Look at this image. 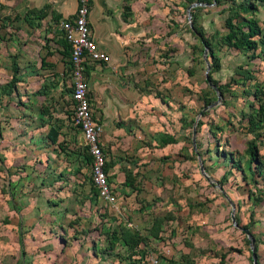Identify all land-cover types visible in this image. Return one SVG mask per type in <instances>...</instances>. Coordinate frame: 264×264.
<instances>
[{
  "label": "crops",
  "instance_id": "obj_1",
  "mask_svg": "<svg viewBox=\"0 0 264 264\" xmlns=\"http://www.w3.org/2000/svg\"><path fill=\"white\" fill-rule=\"evenodd\" d=\"M21 1L24 16L28 10L33 13L48 6L45 18L50 21L71 18L76 10V0ZM168 1L176 3L175 9L182 3L192 7V11L209 7L202 0ZM150 5L151 0H90L88 19L92 39L106 53L108 62L86 61L84 75L90 106L94 108L93 118L100 127L104 172L115 204L100 201L89 180L74 171L79 168L74 153L69 161L58 154L60 143L73 152L78 147L70 137L66 121H61L64 119L60 116L56 138L49 132L53 120L44 119L39 111H34V106L18 105L29 98L18 96V89L8 87L12 71L9 80L0 81V264H106L113 259L117 261L114 264H142L150 249L157 252L153 251L158 264H244V257L240 263L231 255L236 252L246 254L252 264L249 240L241 229H247L251 236L255 263H262L258 253L260 248L264 250L261 195L253 199V193H246L245 208L238 209L233 225L230 215L234 210L230 204L241 196L240 192L230 195L219 192L218 199L197 206L201 201L190 191L183 193L176 186L166 196L163 190L164 181L171 178L166 173L171 169L162 162L168 160L165 156L170 147L182 145L168 122L174 120L178 130L199 122L195 116L174 111L173 95L163 97L152 91L150 63L152 51L158 47L152 44V39L159 38L158 32L162 31L160 36L173 32L162 39L163 44L169 40L181 50L186 46L191 55L188 66L192 64L191 52L197 40L189 30L184 33L176 29L175 24V28L169 29L166 20L173 18L175 23L180 20L165 12L152 15ZM263 6L264 3L253 2L251 14H243V19H253L260 26ZM185 36L190 47L183 42ZM30 40L14 51L20 56L16 63L21 73L28 64L24 54L32 56L34 49H39L34 39ZM172 51L176 53V49ZM33 62L31 66H36L37 62ZM5 71L6 68H0V76ZM37 78L38 75L32 74L29 79L34 82ZM168 138L173 142L166 143ZM193 154L191 158L186 156V161H196L198 175L192 174L188 183H198L201 178L220 191L235 171L240 177L247 178L248 173L252 181L257 178L264 183L262 158L258 174V168L246 160L241 165L224 154L221 158L214 155L221 161H205L198 152ZM66 165L70 173L61 178L59 167ZM226 165L229 168L224 170ZM218 171L221 173L214 175ZM250 203L257 204L251 214L246 212ZM77 231L83 233L81 239H72ZM133 242L137 243L134 247ZM232 246L245 247L246 251H236Z\"/></svg>",
  "mask_w": 264,
  "mask_h": 264
},
{
  "label": "rangeland",
  "instance_id": "obj_2",
  "mask_svg": "<svg viewBox=\"0 0 264 264\" xmlns=\"http://www.w3.org/2000/svg\"><path fill=\"white\" fill-rule=\"evenodd\" d=\"M206 1L209 3L208 8H196L192 11V7L183 3L180 4L178 9H175V2L166 0L167 3H163L162 0H151L152 15L165 12L170 17H176L177 21L180 20L177 23L173 22V18L172 20H166L165 25L170 27L169 29L175 28V24L178 27L176 29H179V31L182 29L184 33H187L191 15H193L192 21L195 28L199 31L206 30L207 33L204 32L206 34L204 35L210 48L209 50L205 48L206 54L204 58V48L199 42H196L191 52L192 64L188 66L191 55L189 51L187 52L186 46L181 50L180 46L178 47L177 44L169 40L163 44L162 39L167 38L173 32H165L164 36H160L161 31L157 33L159 38L152 39V44L158 46L157 51H152L150 63L152 71L150 85L152 91L160 93L163 97L173 95L174 111L188 114L190 117L195 116V120L199 122L198 124H190L185 129L179 128V130L178 124L175 125L174 120L173 122H168L169 128L182 145H180V148L178 145L170 147L165 156L168 160L162 162V164L168 163L167 168L171 169L166 173V176H171V178L168 179L169 181H164L163 185L166 187L163 190L166 196H169L170 191L176 186L183 193L190 191L193 197H199V201H201L197 206L204 205L207 200L214 201L218 199L220 197L219 192H226L229 195L234 192H240L241 196L235 198V204L232 202L234 208L236 207L232 214L235 220L238 217V209L245 208L244 199L246 193H253V199L259 198L260 195L261 200L264 199V183L262 180L255 178L256 180L252 181L253 177H250L248 173L247 178L245 176L240 177L232 169V171H235L232 174L235 175L228 177L229 182L220 187V191L214 184L208 185L201 178H199L198 183H188L191 175H198V172L196 161L194 160L190 163V160L186 161V156H195L193 154L195 151L205 161H208L207 159L209 161H221L215 159L214 155H219L221 158L225 154L230 161H238L241 164V161L249 160L250 149L259 161L260 158L264 160V120L261 122L254 121L257 120L254 112H258V110L262 111L261 113L264 117V53L262 52L264 45L260 43L261 36L264 37V15L262 14V17L260 16L259 18L261 25L256 26L260 30V34L253 38L256 41V49L253 51L237 50L224 44L222 37L227 33V29L224 27V19L228 15L233 17L234 28L243 26L242 20L245 16L237 8L240 0H217V3H212L210 0ZM154 5L160 6L153 7ZM21 7V0H0V68H6V71L0 76V81L9 80L11 71L15 72V83L12 87L20 91L18 96L23 95L29 98L28 102L19 101L18 105L34 106V111H39L44 119L53 120L54 130L51 128V132L54 133L56 138L59 135V123L66 121L70 137L78 147L77 151L73 152L67 145L60 143L58 144V154L64 156L66 161H69L68 159L74 153L75 158L79 161V168L74 171L78 172L79 176L84 175L89 180L90 186H92L90 175L91 158L83 145L80 131L71 122L70 70L68 55L64 50L61 33L58 29V20L55 18L50 21L45 18L46 14L49 13L48 9L46 10L48 6L41 10L42 14H31V11L28 10L29 13L26 16H24ZM187 10L188 12L192 11L189 14L190 16L186 14ZM262 10L264 11V9ZM246 11L247 15H250L248 8ZM170 22H173L172 27ZM30 38L34 39L33 41L39 49H34L32 56L29 53L24 54L23 59L28 64L24 67L23 73H21L16 63V59L20 56L14 51H16V47L18 49L20 47L23 48V45ZM182 39L185 44L189 47L191 46L185 40L188 39L187 36ZM173 48L176 49L175 54L172 51ZM173 57H176V60ZM215 58L218 60L219 69L209 73ZM33 61L37 62L36 66H31V63H34ZM206 64L209 65L207 73ZM32 74H36L39 77L34 82L29 79ZM208 77L211 82L215 83V87L220 88L219 91H214L206 83L205 78L208 79ZM254 96L256 99H254ZM196 97L198 99L197 102ZM91 109L94 110L93 106H91ZM60 116L64 120H61ZM246 116L249 117L247 118ZM247 121L249 122L247 123ZM251 121L254 122L251 123ZM174 125L175 127H172ZM209 129H211L210 134L208 132ZM193 130L194 135H192ZM192 139L194 148L192 147ZM206 150L211 151V153L207 154ZM67 166L69 165L59 167L58 174L61 178L70 173L71 169L67 168ZM228 168L229 166L226 165L224 170ZM66 169H69L68 172ZM82 169L83 172H80ZM224 170L222 169L221 171ZM172 173L174 174L171 175ZM220 173L218 171L214 175H219ZM72 174L75 175L76 173ZM246 183L251 185L250 188L245 186ZM255 185L257 186L255 187ZM253 188L256 189L255 192L251 191ZM255 205L257 204L252 203L246 207V212L251 214ZM82 235V232L77 231L71 238L79 240ZM227 238L230 239V236H227ZM232 247L236 251H246L245 247L240 249L239 247ZM252 248L254 249L253 244ZM150 250L152 253H149L155 256L154 252H157L153 249ZM258 253L262 261L261 264H264L263 248H260ZM231 255L238 258L240 263L242 257H244V264H250L246 254L240 255L239 252H236ZM115 262L117 261L113 259L106 264H114Z\"/></svg>",
  "mask_w": 264,
  "mask_h": 264
},
{
  "label": "built area",
  "instance_id": "obj_3",
  "mask_svg": "<svg viewBox=\"0 0 264 264\" xmlns=\"http://www.w3.org/2000/svg\"><path fill=\"white\" fill-rule=\"evenodd\" d=\"M89 11L90 0H76L73 16L60 20L58 29L68 52L71 122L80 131L83 145L91 158V184L97 193V198L113 205L116 200L104 172L105 161L99 146L100 127L93 118L84 75L86 61L107 63L108 56L92 39ZM142 264H158V259L146 253Z\"/></svg>",
  "mask_w": 264,
  "mask_h": 264
},
{
  "label": "trees",
  "instance_id": "obj_4",
  "mask_svg": "<svg viewBox=\"0 0 264 264\" xmlns=\"http://www.w3.org/2000/svg\"><path fill=\"white\" fill-rule=\"evenodd\" d=\"M199 1V0H198ZM206 0H202V2H204ZM207 2V1H206ZM210 2H212V0H210ZM214 3H217V0H213ZM253 2H259V3H264V0H240L239 5L237 6V8L243 13V14H247L246 9L248 8L250 14H251V5ZM246 3V4H245ZM45 8V6L43 7ZM40 9L38 11L35 12H31V14H42ZM191 13V12H190ZM234 15H236V13H234ZM190 25L188 26V30L190 31V33L196 38L197 42H199V44L203 47H205L207 50H209V43L204 35V31L202 30H197L195 28V26L193 25V15H191V19H190ZM243 21V26L242 27H233V17L231 15H228L225 19H224V27L227 29V33L222 37V41L224 44L229 45L231 47H233L234 49L237 50H249V51H253L256 49V41L253 40V38L255 36H257L258 34H260V30L256 27V21L253 19H248L247 21H245L244 19ZM62 39V37H61ZM63 41V46H64V50L67 52V46L66 43ZM262 45H264V37L261 36V42ZM203 47V48H204ZM262 52L264 53V49L262 50ZM68 55V52H67ZM210 56H212L210 54ZM219 69V64H218V60L215 58L214 59V63L213 65H211L210 71L209 73H212L214 71H217ZM15 72L12 71V76L10 78V81L8 82V87H12L13 84L15 83ZM206 83L209 86H214L215 87V83L211 82L209 77L208 79H206ZM216 90H220L219 87H215ZM254 99H256V97L254 96ZM261 110H258V112H254V116L257 120L254 121H258L261 122L262 120H264V117L261 113ZM249 117V116H246ZM250 121V119H249ZM248 121V122H249ZM254 121H251V123H253ZM49 132H51V129H49ZM172 143L173 140L172 139H167L166 143ZM249 161H245L247 162V164H250V166H254V168H258V174L260 173V170L262 168V163L261 161H256L257 157H255L254 154H252V150L249 149ZM238 162V161H237ZM240 163V162H238ZM236 165V163H235ZM105 171V170H104ZM106 172V171H105ZM94 188V187H93ZM95 190V189H94ZM96 197H97V193L95 191ZM137 243L133 242L132 247L136 246Z\"/></svg>",
  "mask_w": 264,
  "mask_h": 264
},
{
  "label": "water",
  "instance_id": "obj_5",
  "mask_svg": "<svg viewBox=\"0 0 264 264\" xmlns=\"http://www.w3.org/2000/svg\"><path fill=\"white\" fill-rule=\"evenodd\" d=\"M188 15H189V12H188ZM204 47V46H203ZM205 54H206V51H205V47H204V51H203V57L205 58ZM208 69H209V65L208 64H206V73L208 72ZM205 80H206V78H205ZM212 87V89L214 90V91H216V88L214 87V86H211ZM194 133V132H193ZM202 171V170H201ZM205 177V179H207V181L209 182V180H208V178L206 177V176H204ZM211 184V183H210ZM230 207H231V210H232V212H233V210H234V205L233 204H230ZM230 221H231V223L233 224V225H235V221H234V218H233V215L231 214L230 215ZM242 231H243V233L246 235V237H247V239L249 240V246H250V251H251V253H252V264H256L255 263V261H254V258H253V249H252V240H251V236H250V234H249V232H248V230L247 229H241Z\"/></svg>",
  "mask_w": 264,
  "mask_h": 264
}]
</instances>
